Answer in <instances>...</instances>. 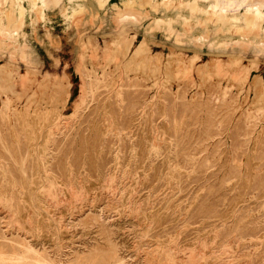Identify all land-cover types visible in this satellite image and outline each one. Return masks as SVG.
<instances>
[{
	"label": "rangeland",
	"instance_id": "rangeland-1",
	"mask_svg": "<svg viewBox=\"0 0 264 264\" xmlns=\"http://www.w3.org/2000/svg\"><path fill=\"white\" fill-rule=\"evenodd\" d=\"M32 1L0 0V264H264V17L218 20L251 0Z\"/></svg>",
	"mask_w": 264,
	"mask_h": 264
},
{
	"label": "bare ground",
	"instance_id": "bare-ground-1",
	"mask_svg": "<svg viewBox=\"0 0 264 264\" xmlns=\"http://www.w3.org/2000/svg\"><path fill=\"white\" fill-rule=\"evenodd\" d=\"M38 0H33L32 1V4L34 5V6H36V4H38V2H37ZM71 1V0H70ZM90 1V0H89ZM95 2H97V4H105V2L107 3V1L108 0H94ZM138 3L140 6H144V5H147V4H151L150 6H153V8H154V11L156 12V10H157V6H158V4L157 3H152V0H129L127 3ZM206 2V1H205ZM18 3V2H17ZM162 3V5L163 6H165V9L167 10L168 8H166V5H170L171 4V0H164V1H162L161 2ZM261 4H263V0H251V3L248 5V7H247V9L245 10V13H244V15H242V16H238V15H232L231 16V19L229 20V18L226 16V15H222V16H220V17H218V20H221L223 23L224 22H226V23H224L225 24V26H221L220 25V23H219V26H221L222 27V30L221 31H223V30H225V32L226 31H230L231 32V30H232V28H234V27H236V29H237V24H235V25H237V26H235L233 23H239V21L241 20L242 21V24H243V28L245 29V28H247L248 26H250V28H251V32L255 29L256 30V33H257V31H259L261 28H262V26H261V21L263 20V17H264V14H263V12H262V10H261ZM115 5V4H114ZM136 5V4H135ZM172 5V4H171ZM170 5V6H171ZM264 5V4H263ZM17 6V5H16ZM177 9H179V10H181L184 6L185 7H187V10L189 11V15L187 16V18H189V16H193V17H191V18H194L195 17V19H196V24H202V25H205V24H208L209 23V19H211V18H213V16H214V12L212 11V10H210V9H208V5L207 4H205V3H203V2H201L200 0H180V1H178V3H177ZM216 6V5H215ZM92 7V6H91ZM126 7V6H125ZM184 7V8H185ZM101 8V7H100ZM141 8V7H140ZM121 9V8H120ZM124 9H127V12H125V13H122L123 15H125V14H136L134 11H136V10H138L137 8H135L134 6H127L126 8H124ZM151 9H152V7H151ZM174 9V8H173ZM88 10V9H87ZM93 10V9H92ZM184 10V9H183ZM146 12V11H145ZM18 13H19V19H23V18H25L26 17V10H25V7H24V5H22L21 3H19L18 4ZM138 13V12H137ZM76 14V13H75ZM119 14H120V10H119ZM142 14V13H141ZM198 14H205V18H199L197 15ZM81 15V14H80ZM139 15H140V13H139ZM144 15V14H143ZM10 16V15H9ZM85 16V15H84ZM164 16V15H163ZM163 16H159V17H163ZM126 17V16H125ZM128 17V16H127ZM134 17V16H133ZM141 17V16H140ZM165 17V16H164ZM230 17V16H229ZM135 18H136V16H135ZM142 18V17H141ZM158 18V17H157ZM157 18H155L154 19V21L153 22H156V24L158 23H160L159 22V20H157ZM78 19V18H77ZM124 19V18H123ZM129 19H132V18H129ZM161 19V18H160ZM125 20H127V22H128V19H124V21ZM163 20H164V18H163ZM165 20H166V18H165ZM179 20V19H178ZM192 19H190V21H191ZM227 20H229V22H227ZM76 21V20H75ZM123 21V20H122ZM135 21H136V19H135ZM161 21H162V19H161ZM175 21V20H174ZM215 21V20H214ZM20 22H22V21H20ZM137 22V21H136ZM139 22V21H138ZM164 22V21H163ZM162 22V23H163ZM166 23H167V21H166ZM211 23V22H210ZM215 23V22H214ZM154 24V23H153ZM152 24V25H153ZM164 24V23H163ZM175 24V23H174ZM184 24L185 25H188V26H190L189 24H190V22H189V19H187V21H184ZM222 24V23H221ZM234 25V26H232V28H231V25ZM133 25V24H132ZM166 25V24H165ZM187 26V27H188ZM218 26V25H217ZM217 26H215V28L217 27ZM240 26H241V24H240ZM1 27V26H0ZM170 27V26H169ZM221 27L219 28V29H221ZM188 28H190V27H188ZM188 28H187V30H188ZM204 28V27H203ZM242 28V29H243ZM148 29L150 30V26L148 27ZM217 29V31H218V27L216 28ZM235 29V28H234ZM233 29V30H234ZM123 30H125V29H123ZM254 30V31H255ZM12 32H13V30H11ZM11 31L9 30V29H7L6 28V30H5V32H4V35L6 36V38L5 39H7L8 41H10V42H16L15 41V34L17 33L18 34V30L16 29V33L15 32H13V33H15L14 35L11 33ZM148 31V30H147ZM185 31H186V29H185ZM194 31V30H193ZM206 31H207V29H206ZM244 30H241V32H243ZM250 31V30H249ZM204 32H205V30H204ZM219 32V31H218ZM234 32V31H233ZM181 33H183V31L181 32ZM186 33V32H185ZM206 33V32H205ZM205 33L203 34V32L201 33V34H199V35H196V39H202V40H204L205 39ZM252 33H254V32H252ZM190 34V33H189ZM219 34V33H218ZM240 34V33H239ZM242 34V33H241ZM249 34V33H248ZM258 34V33H257ZM260 34H261V32H260ZM225 35H226V33H225ZM243 35H246V34H243ZM203 36H204V38H203ZM251 36V35H250ZM256 36V35H255ZM258 36V35H257ZM208 37V36H207ZM243 37H245V36H243ZM242 37V38H243ZM2 38V37H1ZM242 38H240V39H242ZM246 38H248V37H246ZM207 39H209V38H207ZM256 41V40H255ZM126 42V41H125ZM131 40L129 41H127L125 44H124V47L122 48L121 47V45H120V43H119V40H117V41H115L114 42V45H115V48H118V49H123V50H128L129 49V47H130V45H131ZM196 43H198V42H196ZM248 44V43H247ZM196 45V44H195ZM200 45V44H199ZM216 45V44H215ZM2 50V49H1ZM146 50V48H145V45H144V42L143 43H141L139 46H137L136 47V49H135V55H140V54H143L144 53V51ZM115 56L113 55V57L112 58H114ZM128 209V208H127ZM262 236V235H261ZM30 251V250H29ZM202 252V251H201ZM184 256V255H183ZM13 258V257H12ZM36 262H38V261H36ZM188 262V261H187Z\"/></svg>",
	"mask_w": 264,
	"mask_h": 264
}]
</instances>
